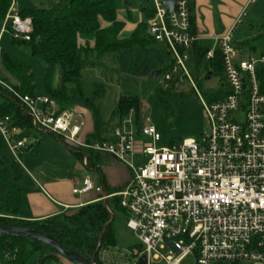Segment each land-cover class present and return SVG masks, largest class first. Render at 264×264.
Here are the masks:
<instances>
[{"label": "built area", "instance_id": "1", "mask_svg": "<svg viewBox=\"0 0 264 264\" xmlns=\"http://www.w3.org/2000/svg\"><path fill=\"white\" fill-rule=\"evenodd\" d=\"M152 10L147 35L164 45L170 58L163 81L174 87L191 83L187 63L195 61L198 37L191 32L188 1H174L170 11L153 0ZM242 17L214 39L215 48L203 57L209 62L219 54L222 81L217 87L226 95L202 102L207 126L197 138L168 146H160L161 135L148 116L135 123L130 115L107 137L84 142L83 120L73 110L58 113L54 100L20 96L0 81L34 128L57 136L70 149L110 158L130 170V180L116 192L105 195L87 176L72 194L117 200L126 228L139 242L140 249L132 253L134 264L141 256L145 264H185L189 257L195 264H264V95L256 76L264 69V55L238 59L232 37ZM31 32V19H22L11 0L0 38L7 33L26 42ZM18 130L12 117L0 115L3 147L20 166L17 153L26 141Z\"/></svg>", "mask_w": 264, "mask_h": 264}, {"label": "trees", "instance_id": "2", "mask_svg": "<svg viewBox=\"0 0 264 264\" xmlns=\"http://www.w3.org/2000/svg\"><path fill=\"white\" fill-rule=\"evenodd\" d=\"M10 4L11 0H0V26L5 20ZM118 10V0H64L63 3L50 9H23L18 11V15L22 19H31L32 32L29 41L10 38L13 45L24 46L33 56L43 60L42 96L56 102L58 113L69 111L75 106L84 107L90 113L94 127L93 133L85 135L83 132L85 126H83L81 140L84 142L101 140L106 133H109V123L111 122L105 121L101 117L98 107L84 97L82 83L84 66L99 62L108 55H116L129 49L144 48L154 43L146 32L147 21L153 17L152 7L145 11L144 19L126 38L120 37L123 23L117 19ZM101 21L107 23L108 26L101 28ZM78 37H90L93 42L89 45L86 41L80 45ZM205 53L194 46L196 64L200 63ZM56 68L60 71V88L58 89L53 88ZM207 72H211L215 77L222 75L218 53H215L214 58L209 61ZM256 76L259 91L264 95V69L257 70ZM0 81L20 96H35L34 76L29 66L10 59L2 49H0ZM170 85L174 87V84ZM225 95L226 92L219 88L213 92L206 91L204 99L209 102L222 99ZM139 109L138 98L119 97L116 109L110 117V120L114 121L113 127L120 125L130 113L134 114V122L138 123ZM0 115L12 117L21 130H35L19 100L1 86ZM3 151L4 147L0 138V197L2 194L4 195L3 208L0 209V224L31 229L45 234L69 251L89 258L96 247L102 228L110 220L108 209L102 205L101 201H97L70 214H60L40 221L19 220L22 193L7 172L8 163L2 154ZM73 154L82 163V154L80 152H73ZM100 157L89 153L85 168L99 173ZM103 189L110 194L105 185ZM107 202L108 200L106 207H108ZM113 245L114 236L110 225L103 232L95 264H105L100 259V253L110 251ZM42 248L48 247L31 239L0 234V264H26L30 259L39 255ZM52 253L40 257L35 264L57 261L56 258L60 256L53 251Z\"/></svg>", "mask_w": 264, "mask_h": 264}, {"label": "rangeland", "instance_id": "3", "mask_svg": "<svg viewBox=\"0 0 264 264\" xmlns=\"http://www.w3.org/2000/svg\"><path fill=\"white\" fill-rule=\"evenodd\" d=\"M64 0H16V10L23 9H50L56 7ZM101 23H104L101 21ZM126 38L125 33L120 35ZM10 35L4 33L0 38V49L10 59L29 66L34 76V94L43 95V73L44 62L41 58L33 56L29 49L24 46L13 45ZM92 44L90 37H78V43L85 42ZM241 54V51H238ZM240 58V57H239ZM170 58L166 54L165 46L152 43L144 48L124 50L116 55L105 56L99 62L87 64L82 70L83 94L91 100L99 109L101 117L109 123L108 131L112 130L114 121L110 120L111 114L116 109L119 97L130 96L140 101L139 116H148L152 124L161 135V145L168 146L171 142L178 140L197 138L206 128L207 120L202 106L205 92L217 91L218 82L222 81V75L212 76L205 81L204 76L208 71V63L202 59L195 64L191 59L187 63V70L191 83L184 81L172 87L162 79L163 72L169 64ZM154 72H159L153 77ZM192 84L194 88H192ZM200 86H202L200 88ZM53 88H60V71H54ZM84 108V107H83ZM85 109V108H84ZM129 118V117H126ZM130 119H135L130 113ZM26 141L25 148L17 153L20 166L16 165L9 157L6 150L2 152L7 161V172L10 178L16 183L18 179L36 177L39 170L68 172L71 176L81 178L87 174L96 180L97 173H92L84 167L77 157L68 149L63 147V141L53 136L41 133L39 130H18ZM109 135V133H106ZM85 155L89 152L82 150ZM98 172L102 169L123 171L125 177L130 175V170L110 158L100 157ZM31 165V166H30ZM121 174V175H123ZM97 181V180H96ZM112 192V191H109ZM107 209L113 216L111 230L114 236V245L106 255L100 253V259L106 264H134L132 253L140 249L136 237L126 228V214L116 199L107 202ZM4 204V195L0 197V209ZM53 254L49 248H42L35 258L30 259L26 264H35L40 257ZM66 261V260H65ZM185 264H195L194 259L189 257ZM45 264H61L56 261H46Z\"/></svg>", "mask_w": 264, "mask_h": 264}, {"label": "crops", "instance_id": "4", "mask_svg": "<svg viewBox=\"0 0 264 264\" xmlns=\"http://www.w3.org/2000/svg\"><path fill=\"white\" fill-rule=\"evenodd\" d=\"M118 1L119 10L117 19L123 23L121 34L125 33L129 36L134 31L136 25L144 19L145 11L152 7L153 0ZM158 1L174 2L176 0ZM187 1L191 14V32L198 37L196 48L205 52L214 49V39L224 35L232 26L236 17L243 14L241 22L237 25L232 37V42L237 52L239 50L241 51V54L239 52L237 54L238 59H247L251 56L264 55V0ZM100 25L101 28H106L108 26L105 22H100ZM202 59L204 58L202 57ZM194 63H196V61H194ZM71 110L83 120L85 126L83 131L84 134H92L94 127L90 113L79 106H75ZM44 134L53 136L55 139L58 138L50 133ZM107 136L108 135L105 134L103 138ZM69 150L77 151L82 154L83 161L81 165L85 168L83 162L84 159H87V155L83 154L81 152L82 150ZM121 174H123V171L120 170L102 169L101 173H97V181L94 179L93 181L96 185L102 187L105 185L108 191H112L110 193H113L126 186L130 180V175L125 177L124 174ZM87 176V174H83L81 178L75 176L70 177L68 172L61 173L56 171V168L53 167L51 171L39 170L36 172V177L29 175L28 177L18 179L15 184L22 193V203L18 219L23 221H40L60 214L74 213L87 204L97 202L99 196L94 193H87L83 196H75L72 194V190L80 187L83 179ZM56 259V262L61 264H70L60 257Z\"/></svg>", "mask_w": 264, "mask_h": 264}, {"label": "water", "instance_id": "5", "mask_svg": "<svg viewBox=\"0 0 264 264\" xmlns=\"http://www.w3.org/2000/svg\"><path fill=\"white\" fill-rule=\"evenodd\" d=\"M162 4L165 5V6H168L169 10L171 11L172 4H173L172 1H163ZM158 74H159V72H154L152 74V76L156 77ZM211 76H212L211 72H207L205 74V76H204V80L205 81L210 80ZM63 147H65V146H63ZM65 148L67 149V147H65ZM70 151L71 152H77V151H72V150H70ZM91 172L96 173L95 171H91ZM105 195H106V192H105ZM101 203L107 209L106 200L105 199L102 200ZM112 222H113V216L110 214V220L102 228V230H101V232H100V234L98 236V239H97L96 247H95L92 255L89 258H85V257L79 256V255L75 254L74 252L69 251L68 249H66L62 245H60L55 239H53V238H51V237H49V236H47L45 234H42V233H39L37 231L31 230V229H24V228H19V227H11V226H8V225L0 224V234L6 235V236H10V237L26 238V239L34 240V241H36V242L48 247L54 253H56L57 255H59L60 257H62L63 259H65L66 261H68V262H70L72 264H95V257L98 254V251L100 249L103 232L105 231V229L108 226H110L112 224ZM136 264H145V257L141 256Z\"/></svg>", "mask_w": 264, "mask_h": 264}]
</instances>
